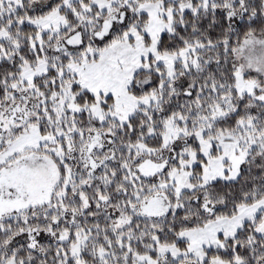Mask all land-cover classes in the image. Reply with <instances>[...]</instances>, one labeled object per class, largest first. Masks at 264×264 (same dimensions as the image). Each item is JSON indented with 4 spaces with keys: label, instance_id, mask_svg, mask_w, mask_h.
<instances>
[{
    "label": "snow or ice",
    "instance_id": "obj_1",
    "mask_svg": "<svg viewBox=\"0 0 264 264\" xmlns=\"http://www.w3.org/2000/svg\"><path fill=\"white\" fill-rule=\"evenodd\" d=\"M0 264H264V0H0Z\"/></svg>",
    "mask_w": 264,
    "mask_h": 264
}]
</instances>
